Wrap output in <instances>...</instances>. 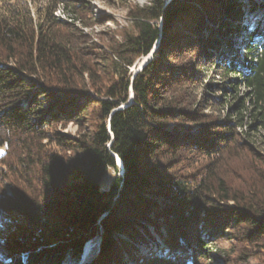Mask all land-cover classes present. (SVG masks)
<instances>
[{
  "label": "trees",
  "instance_id": "1",
  "mask_svg": "<svg viewBox=\"0 0 264 264\" xmlns=\"http://www.w3.org/2000/svg\"><path fill=\"white\" fill-rule=\"evenodd\" d=\"M58 8L70 22L54 16ZM257 8L264 13V0H149L131 12L132 32L96 48L76 27L90 19L80 3L48 0L32 14L26 0H0L1 260L77 264L98 236L87 264H210L213 251L225 264H264ZM176 54L181 62H162ZM199 67L210 72L209 92H220L204 104L208 115L188 110V90L205 82ZM231 98L226 115L214 117L212 107ZM70 124L76 138L60 132ZM241 150L250 173L235 184L227 172L238 173L230 161ZM114 155L123 175L101 189L104 174L117 171Z\"/></svg>",
  "mask_w": 264,
  "mask_h": 264
},
{
  "label": "rangeland",
  "instance_id": "2",
  "mask_svg": "<svg viewBox=\"0 0 264 264\" xmlns=\"http://www.w3.org/2000/svg\"><path fill=\"white\" fill-rule=\"evenodd\" d=\"M47 1L48 0H26L28 7L31 10L32 14H36L39 8L44 7L47 4ZM70 1L80 3L82 7H85V10L88 14V18L90 16V19L87 20V23H88L87 27L80 28L78 27V25H76V27L83 32V34L89 39V43H93L96 46V48H99V47L108 48V45H111L112 41L114 40L117 41L121 38L124 31L132 32L133 30H132L131 12L135 8H138V7L140 8L145 5H148V2H149V0H70ZM250 11H248V9H245L244 13L246 14L247 12H250ZM254 12H257L259 15L264 14L262 10H260L259 8H257ZM54 16L58 18L60 21L67 22V23L70 22L69 17L61 10V8H58L55 11ZM245 17L247 21H249V18H250V21H249L250 23L253 22L252 21L253 18L249 15V13H247ZM245 35L246 33L243 32L241 34V37L238 38V40H240V42L246 41ZM231 40L234 45L233 48L237 51H240V48H238L239 41L237 42L235 39H231ZM157 47L158 45L156 43L155 48L152 49L151 53L147 57H142L135 61L134 65L131 68H129V73L131 74V76H134L135 74L140 72L141 69L154 58L153 54L156 51ZM179 56H180L179 54H176L175 57H173V59H167V61H162V62L167 63L168 65L171 63L174 64L177 62H181V57ZM207 69H208L207 67L204 69L199 67L198 69L199 72L201 73L204 71L203 75L205 76L204 77L205 82L203 86L197 85L198 87L195 86L188 90L190 93V96H192L194 100L193 106H190L188 109L190 110V112H198L199 110H201L205 115H208L209 113H206L207 110H205V106L207 105H204V104H206L207 102L213 103V100H212L213 96H216L217 94L220 95V92L218 91L219 88H214L212 92H209V87H206V84L208 83L209 76H210V72L207 71ZM211 81L212 80H210L209 83H211ZM181 90H185V87L182 88ZM240 91H241L240 93H242L243 89H241ZM228 95H230V93H228L227 96ZM131 96H132V93H129L128 101L131 99ZM228 100H229L228 103L223 106L216 105L212 107V111H214V115H213L214 117H224L226 115L225 113L228 111L227 109L231 107L232 103H234V98H231ZM173 127L174 125L171 124L169 126V129L170 128L172 129ZM187 128L188 126H185V128L181 129L180 131L187 130ZM191 130L192 128L188 129L189 132H191ZM60 132L63 133L64 135H67L68 137L76 138L79 134V129L78 127L70 124L64 130H61ZM239 132L241 133V130H239ZM240 135H241L240 140L242 141V145L243 146L248 145L250 143L248 138L242 136L243 133ZM3 150L4 148H0V155L2 154ZM243 153L244 152L241 150L239 153L240 156L233 158V160L230 161V165H232L233 169L238 173L231 175L229 172H227V175L229 176L228 178L229 181L235 184H241L243 183V181L240 182V180H245L249 178L248 176L250 172H249L248 165H247L248 164L247 161H249V158L244 157ZM202 161H200L201 163L198 162L197 165H199V167L205 165V162L204 161L202 162ZM115 164L117 167V171L115 172L114 170L110 169L108 170V172L104 174L101 180V183H100L101 189L108 188L111 182L112 176L114 174L119 177L122 176V169L120 168V165L116 162V159H115ZM226 170L227 169H224V171ZM158 242L159 240L157 238V243ZM87 243H89V248H90L91 253L86 260H83L82 259V255L84 254V246H83V251H81L80 258L77 264H87L92 260V258L96 255L97 250H98L99 237L96 236L92 240L88 241ZM228 245H230V242H228V244L227 242H220L216 244V246H219V248L220 247L228 248ZM159 246L163 248L165 252H168L165 246L161 244V242H159ZM138 250L143 252V248L141 246L138 247ZM212 256L215 259V261L210 262V264H225L221 254H218L217 252L213 251ZM0 261H1V258H0ZM1 263L8 264L7 262H4V261H2ZM247 264H259V263L256 261L250 260L247 262Z\"/></svg>",
  "mask_w": 264,
  "mask_h": 264
},
{
  "label": "bare ground",
  "instance_id": "3",
  "mask_svg": "<svg viewBox=\"0 0 264 264\" xmlns=\"http://www.w3.org/2000/svg\"><path fill=\"white\" fill-rule=\"evenodd\" d=\"M117 163L120 165V162L118 160H117ZM90 253H91V251H90V248H89V243H86L84 245V254L82 255V259L86 260L89 257Z\"/></svg>",
  "mask_w": 264,
  "mask_h": 264
},
{
  "label": "water",
  "instance_id": "4",
  "mask_svg": "<svg viewBox=\"0 0 264 264\" xmlns=\"http://www.w3.org/2000/svg\"><path fill=\"white\" fill-rule=\"evenodd\" d=\"M131 102H132V96H131V99L127 102V104L123 106V108L126 107V106H128ZM114 158L117 159L120 162V168L122 169V175H123V166H122L121 161L115 155H114ZM82 251H83V248H82ZM2 261L3 260H1V262Z\"/></svg>",
  "mask_w": 264,
  "mask_h": 264
}]
</instances>
